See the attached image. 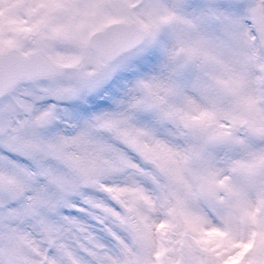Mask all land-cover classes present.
<instances>
[{"label":"snow or ice","instance_id":"6c2138e0","mask_svg":"<svg viewBox=\"0 0 264 264\" xmlns=\"http://www.w3.org/2000/svg\"><path fill=\"white\" fill-rule=\"evenodd\" d=\"M38 9L0 40V264H264V0Z\"/></svg>","mask_w":264,"mask_h":264},{"label":"rangeland","instance_id":"374dc122","mask_svg":"<svg viewBox=\"0 0 264 264\" xmlns=\"http://www.w3.org/2000/svg\"><path fill=\"white\" fill-rule=\"evenodd\" d=\"M41 0H0V40L27 41ZM70 55V54H69Z\"/></svg>","mask_w":264,"mask_h":264}]
</instances>
